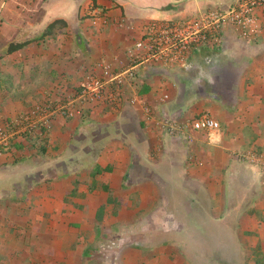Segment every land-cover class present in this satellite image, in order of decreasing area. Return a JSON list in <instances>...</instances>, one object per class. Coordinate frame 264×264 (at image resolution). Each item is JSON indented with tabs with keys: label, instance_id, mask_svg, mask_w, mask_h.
Returning a JSON list of instances; mask_svg holds the SVG:
<instances>
[{
	"label": "crops",
	"instance_id": "crops-1",
	"mask_svg": "<svg viewBox=\"0 0 264 264\" xmlns=\"http://www.w3.org/2000/svg\"><path fill=\"white\" fill-rule=\"evenodd\" d=\"M213 1L218 8L236 2L0 0V124L37 103L73 98L86 74L99 73L98 62L125 68L126 50L147 21L187 20ZM96 7L106 24L92 23ZM262 15L254 38L225 27L221 43L193 51L191 69L141 64L120 99L87 104L74 117H55L47 131L16 138L0 157L5 213L17 219L18 204H31L54 225L77 223L73 233L86 241L117 236L122 264H224L230 256L218 239L226 229L218 226L227 225L235 259L242 255L264 220V158L258 164L248 156L264 151ZM120 19L130 27L118 26ZM14 45L21 47L9 50ZM202 113L220 127L173 136L160 126L161 118L183 122Z\"/></svg>",
	"mask_w": 264,
	"mask_h": 264
},
{
	"label": "built area",
	"instance_id": "built-area-1",
	"mask_svg": "<svg viewBox=\"0 0 264 264\" xmlns=\"http://www.w3.org/2000/svg\"><path fill=\"white\" fill-rule=\"evenodd\" d=\"M264 0H238L228 8H207L187 20H157L152 19L143 24L140 35L132 47L126 50L128 63L125 68L114 72L110 62H98L99 73H88L82 79L79 90L73 98L64 100H46L35 104L18 117L0 124V157L7 152L12 142L19 136L26 135L37 129L49 130L52 121L57 116L74 117L87 104H97L102 101H113L121 98V88L127 78H133L137 66L144 63H154L160 66L183 67L191 69L189 60L194 50L203 46L221 43L225 27H230L241 39H247L258 31L256 23V8L263 7ZM93 24L106 23L102 8L90 11ZM130 27L123 19L118 20V26ZM207 64L213 59L207 58ZM113 85V91L108 86ZM168 98L164 93L159 98L161 102ZM135 100L131 99L133 103ZM160 126L173 136H180L185 130H212L220 127L219 122L207 113L196 118L177 122L170 118H161ZM255 155V154H254ZM250 155L249 160L261 161L264 154Z\"/></svg>",
	"mask_w": 264,
	"mask_h": 264
},
{
	"label": "rangeland",
	"instance_id": "rangeland-1",
	"mask_svg": "<svg viewBox=\"0 0 264 264\" xmlns=\"http://www.w3.org/2000/svg\"><path fill=\"white\" fill-rule=\"evenodd\" d=\"M5 1L3 0L4 3ZM219 3V1H213L211 4L214 7H220ZM7 9L8 6L5 7L2 13L6 14L8 12L6 11ZM255 12L258 25L257 35L262 28V25L260 28L259 20L261 14L264 13V5L263 7H257ZM5 23L3 28L10 29L8 26L9 22L5 21ZM256 35L252 36V38ZM206 60L207 58L204 59L205 64H207ZM241 157L244 156L241 155ZM256 162L262 164L260 161ZM18 205L17 219H15L10 217L9 211L5 213L6 207L9 209V203L0 202V264H122L121 262H115L116 255L119 253L116 249H113L117 248V241H119L116 240L117 236H114L115 240H112V237L109 236L108 238L106 236L108 234L104 232V237L96 236L94 241L91 239V241H86L87 238H79L73 233L77 223L72 220H68L69 222L65 226L54 225L50 223L41 209H36L32 213L33 205L29 204L26 208L24 204ZM25 209H30L33 217L25 219ZM27 222L31 224V233L25 230V223ZM261 222H264V220H259L257 229L260 232H264V226H262ZM212 228L214 227L212 226ZM223 228L226 229L223 239L219 237L218 240H220L221 244L222 241L225 243L222 247H226L227 251L223 253V256H230V260H226L228 262H224V264H237L239 260L244 262V264H264V242L261 243V241H264V237L260 236V232L257 231L255 236L250 237L252 241H246L244 246L246 250L235 259L237 251L234 248V235L228 230L231 229V226L227 225L226 228L218 226V229L223 230ZM13 230H17V232H13ZM32 231L38 234L32 233ZM134 251L136 254L140 252L139 250ZM218 253L222 255V252H211L210 257H216Z\"/></svg>",
	"mask_w": 264,
	"mask_h": 264
},
{
	"label": "trees",
	"instance_id": "trees-1",
	"mask_svg": "<svg viewBox=\"0 0 264 264\" xmlns=\"http://www.w3.org/2000/svg\"><path fill=\"white\" fill-rule=\"evenodd\" d=\"M53 24H54V23H53ZM53 24H50V25L48 26L47 31H49V30L52 28V25H53ZM19 47H21V46H20V45H14V46L9 47V50H12V49H15V48H19ZM255 154H257V155H261V154H264V151H263L262 149H260V151H259V149H257V151H256Z\"/></svg>",
	"mask_w": 264,
	"mask_h": 264
}]
</instances>
